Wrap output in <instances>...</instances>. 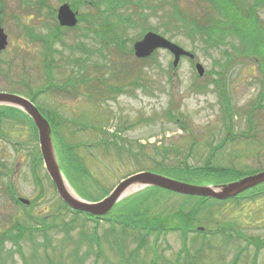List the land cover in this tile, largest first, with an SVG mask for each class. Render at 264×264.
Listing matches in <instances>:
<instances>
[{
	"label": "rangeland",
	"instance_id": "1",
	"mask_svg": "<svg viewBox=\"0 0 264 264\" xmlns=\"http://www.w3.org/2000/svg\"><path fill=\"white\" fill-rule=\"evenodd\" d=\"M40 1L0 0V27L8 37L7 48L0 55V90L31 99L45 117L54 112L65 122L63 138L70 145H81L72 153L90 176L86 181L74 174L76 185L64 178L76 195L99 196V189L111 190L130 175L150 172L163 158L161 150L156 154L155 145L174 147L183 155L192 149L187 163L200 167L208 146L220 143L228 132H246V140L225 146L214 164L234 166L246 176L264 170V93L259 100L263 77L257 64L232 51L234 47L241 49L238 37L230 36L224 45L213 49L184 33L166 35L184 50H194L196 58H182L169 80L168 64L173 56L159 50L155 61L143 68L148 81L134 87L130 85L135 77L132 74L122 81L113 76L122 69L137 71L141 63L138 65L134 55L120 56L114 45L100 43L84 22L63 29L60 38L53 40L50 34L56 33L57 21L49 14L67 2L43 0L41 7ZM172 3L128 0L110 15L113 23L118 22L116 34L127 39L126 50H132L144 28L161 36L170 29ZM178 4L193 16H212L202 0H179ZM251 4L252 0H246V5ZM99 8L104 9L103 4ZM95 10L81 3L76 11L87 16ZM258 15L264 20V6ZM218 16L213 13L214 18L220 19ZM43 39L46 45L39 42ZM224 50L233 57L229 63ZM197 63L207 76L196 74ZM50 78L57 88L34 99L36 89L50 86ZM117 87L124 91L115 94L113 88ZM220 88L230 104L231 122ZM255 104L258 109L248 125L249 110ZM168 109L182 116L187 130L168 116ZM106 131L118 133L124 145L104 152L100 140L107 138ZM38 154V142L27 124L20 126L10 119L0 122V235L14 230V225L40 227L20 242L25 263L18 253L10 254L13 246L5 242V264H264V196L237 204L206 201L207 215L200 212L194 223L205 234L148 233L131 227H142L140 219L157 215L166 216L168 226L173 222L178 225L180 221H174L172 213L200 206L201 201L138 187L122 195L124 200L105 215L107 221H88L84 215L68 211L42 161L40 166L34 165ZM172 155L169 151L168 156ZM168 178L200 185L185 177ZM12 197L29 204L17 206Z\"/></svg>",
	"mask_w": 264,
	"mask_h": 264
},
{
	"label": "trees",
	"instance_id": "2",
	"mask_svg": "<svg viewBox=\"0 0 264 264\" xmlns=\"http://www.w3.org/2000/svg\"><path fill=\"white\" fill-rule=\"evenodd\" d=\"M178 1L179 0H173V6L169 15L168 23L170 25L172 24V26H170V29H165L162 32V35L172 36L173 34H175V32L184 33L189 39L194 40V38H198L202 43L206 45V47L213 49L219 48L221 45H224L226 43L225 40L230 36L238 37L241 49L234 47L232 48V51H234L235 54L243 58L249 59V61L257 64V66L260 68V72L263 77L262 92L259 97L260 100L264 93V20H260L258 11L264 6V0H252L251 5H246V0H202L204 3L208 4L210 12L212 13V16L205 17L204 19L199 16H193L180 9ZM60 2L62 3L63 0H61ZM65 2H67L70 7L75 11L78 10L81 3H83V5H89L91 7L96 8L95 13H89L87 16H83L82 14L78 15V23L84 22L90 30L94 31L100 43L104 45H114L117 51L119 52L120 56H127L128 53L133 55V51L131 49L126 50L125 48L127 39L125 37H119L115 32L118 22L116 24L110 20V15H112L117 8L127 3L128 0H100L98 5H94L92 2L83 0H66ZM38 4L43 7V0L40 1ZM99 4H103L104 9H100ZM213 13H217L220 19L214 18ZM49 15L55 21L54 9H51ZM56 27V33L52 35L53 40L55 39V36L60 38L61 31L63 30L61 27H59L57 23ZM150 30V28H144L140 32L136 40L140 39L145 32ZM168 39L170 40V38ZM43 41L46 40L43 39ZM190 53L194 55L195 59V51L191 50ZM223 54L226 57V63H229L233 58L231 56V53L229 54L227 50H224ZM155 55H157V52L153 53L150 57L146 59H140L138 65H140V63L141 65L139 66L137 71H132V68L128 71L126 69H122V71L117 72L113 76L117 77L119 81H122L125 80L127 76H129V74H132L135 77H133L134 80L130 82V85L134 87L141 86L143 82L145 83L148 81V76L144 73L143 68L145 65L153 63V61H155ZM189 60L193 61L192 59ZM123 68L125 67L123 66ZM175 72L176 69L173 67L172 63H169L167 74L169 80L172 79V75H174ZM205 74L207 76L209 73ZM121 88L122 87L113 88L114 93L117 94L119 92H123L124 89L121 90ZM198 88L200 89L201 87ZM219 92L222 97V95H224L223 89L220 88ZM222 99L224 101V105L226 107L229 120L231 122L232 118L230 113V104H228L229 102L226 97H222ZM257 109L258 107L255 104L249 110V118L247 120L248 125L251 124L252 115ZM167 113L169 117H171L175 122L179 123L181 129H188V125L184 119H181V115L177 117L171 112V109H168ZM49 115V124L53 133L56 132V135L62 134L61 131L65 127V122L60 119L59 115L57 116L54 112L49 113ZM5 119L14 120L16 123L20 124V126H22L23 124H27L31 130L34 140L37 142L36 128L33 125L32 121L29 119V117H27L23 112L13 107H0V122ZM105 133L107 135V138H103L102 140H100L101 147L104 149V152H112L113 147L124 145L118 133H108L107 131ZM118 139L121 142L119 145L117 142ZM243 139L246 140V132H242L240 134H232L231 132H228L226 136L220 141V143L210 144L208 146V154L204 159L202 166L200 167H193L190 166L189 163H187L189 157L191 156L192 149H188L186 151V154L183 155L182 152H179L174 147L163 146L161 147V149L155 145L154 149L156 154H158L161 150L163 158L161 161L156 162V166L151 169L150 172L160 174L166 177L175 176L193 179L196 180L200 185L220 186L233 181H237L245 177L246 174L242 171L240 172L238 168H235L234 166L216 165L214 164V159L219 153V151L225 148V146L229 144H234L239 140ZM54 146L57 150L56 153L58 155V161L61 163L60 169L68 183L70 182L72 185H76L77 182L74 178V174L79 175V178H83L87 181L90 176L86 168L83 167L82 163L77 158H75V155H73L72 153L74 147L79 148L81 147V145H70L63 138V135H60L55 140ZM169 151L172 152V157L168 156ZM166 161H169V163H167ZM33 162L36 167L41 165V157L39 154L35 156ZM99 190H101V194L99 196H86L82 192L79 194L77 193V195L85 200L97 201L107 196L108 193L111 191L104 190V188ZM262 195H264V184L249 189L239 194L238 196L228 199L226 201H217L210 198L197 197L196 199H199L201 201L200 206L197 205L194 208H187L185 212L180 209L172 213L171 218H174V221H176L177 219L178 221H180V224L178 222V225L173 222L171 226H168L165 222L167 217L163 215H157L154 218L140 219V222L144 223V226L140 227L134 225L133 227H131V229L145 230V232L156 234L167 232H181L184 235L191 233L205 234L206 232H198L194 223L197 215L202 211H206V201L212 200L219 203L231 201L237 204L240 202L244 203V201H254L256 198H258V196ZM186 198L189 201L194 197L186 196ZM12 199L17 206H21L24 208V205L20 204L13 197ZM68 211L76 215L82 214L88 221H107L105 219V216L93 217L88 214H83L81 212L71 211L69 208ZM207 212L208 211L205 212V215H207ZM182 220L184 223H182ZM19 226L20 225H14L15 232L14 230H7L5 233H2L0 235V264H5L4 260L2 259V251L5 242L7 241L10 242L13 246V248L10 249V254L13 255L14 253H18L23 259V263L26 262L21 250L20 242L23 238H25V235L27 233L32 234L40 227L37 226L26 229L24 227ZM229 230H232V226H230Z\"/></svg>",
	"mask_w": 264,
	"mask_h": 264
},
{
	"label": "water",
	"instance_id": "3",
	"mask_svg": "<svg viewBox=\"0 0 264 264\" xmlns=\"http://www.w3.org/2000/svg\"><path fill=\"white\" fill-rule=\"evenodd\" d=\"M77 12L71 10L68 4L61 5L56 12V18L61 27L73 28L77 24ZM7 45L6 35L0 28V51ZM133 53L137 59H146L157 50L168 51L173 56V67L176 68L182 57L193 59L194 56L166 38L153 33H146L140 40L133 44ZM198 76L204 75V68L200 64L195 65ZM0 105L12 106L23 111L33 122L37 130L39 152L44 169L53 183L58 197L71 210L88 214L93 217L105 216L112 207L121 199L123 193L134 185L141 187H156L173 193L215 199L227 200L264 183V171L258 174L244 177L219 187L200 186L186 184L152 172H142L122 180L105 198L99 201H86L70 196L63 183V174L58 164L55 148L51 138V130L48 122L43 118L37 108L27 99L11 94H0ZM64 178V177H63ZM23 205L29 202L19 199ZM202 231V229H199Z\"/></svg>",
	"mask_w": 264,
	"mask_h": 264
},
{
	"label": "flooded vegetation",
	"instance_id": "4",
	"mask_svg": "<svg viewBox=\"0 0 264 264\" xmlns=\"http://www.w3.org/2000/svg\"><path fill=\"white\" fill-rule=\"evenodd\" d=\"M1 28V27H0ZM2 29V28H1ZM3 30V29H2ZM3 32H4V30H3ZM4 34H5V32H4ZM6 35V34H5ZM50 36L52 37V34H50ZM38 39H39V37H37ZM6 42H7V45H8V37H7V35H6ZM41 44H43V45H46V42L45 41H39ZM7 45H6V47L2 50V51H0V55L2 54V52L7 48ZM9 81H8V85H9ZM55 88H57V84H56V82L54 81V79L52 78H50V86H47L45 89L44 88H39V89H36V91H35V93H34V95H35V97H34V99L35 98H37V96H39V95H42L43 94V92L44 91H53V89H55ZM0 94H11V95H15V93H12V92H8V91H6V89H3V90H0ZM17 95V94H16ZM18 96H21V95H18ZM21 97H23V96H21ZM23 98H25V99H27L29 102H31L36 108H37V110L40 112V108L38 107V106H36L33 102L34 101H32L31 99H28V98H26V97H23ZM47 113V112H46ZM40 114L43 116V118L49 123V119L50 118H47V117H45L41 112H40ZM48 115V114H47ZM48 116H50V115H48ZM61 133H62V131H61ZM58 134V133H57ZM60 135H63V134H59V135H56V132H54L53 133V131H51V136H52V138L54 139V140H56ZM264 171V170H263ZM264 210V209H263ZM229 229H230V226H229ZM218 230H220V229H218Z\"/></svg>",
	"mask_w": 264,
	"mask_h": 264
},
{
	"label": "bare ground",
	"instance_id": "5",
	"mask_svg": "<svg viewBox=\"0 0 264 264\" xmlns=\"http://www.w3.org/2000/svg\"><path fill=\"white\" fill-rule=\"evenodd\" d=\"M62 183L67 191V193L72 196L73 198H76V199H79V197L76 195V193L69 187V185L67 184V182L65 181V179L62 177ZM138 187H141V185H134L130 188H128L123 194L127 193V192H130V191H133L135 190L136 188Z\"/></svg>",
	"mask_w": 264,
	"mask_h": 264
}]
</instances>
